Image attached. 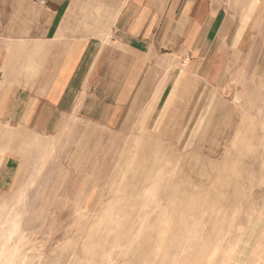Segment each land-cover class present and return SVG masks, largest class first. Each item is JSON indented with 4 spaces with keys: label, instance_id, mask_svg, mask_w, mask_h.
Listing matches in <instances>:
<instances>
[{
    "label": "rangeland",
    "instance_id": "rangeland-1",
    "mask_svg": "<svg viewBox=\"0 0 264 264\" xmlns=\"http://www.w3.org/2000/svg\"><path fill=\"white\" fill-rule=\"evenodd\" d=\"M235 3L248 43L151 117L0 116V264H264V0Z\"/></svg>",
    "mask_w": 264,
    "mask_h": 264
},
{
    "label": "crops",
    "instance_id": "crops-1",
    "mask_svg": "<svg viewBox=\"0 0 264 264\" xmlns=\"http://www.w3.org/2000/svg\"><path fill=\"white\" fill-rule=\"evenodd\" d=\"M243 18L235 0H0V116L151 117L178 77L221 79L225 55L248 43Z\"/></svg>",
    "mask_w": 264,
    "mask_h": 264
},
{
    "label": "built area",
    "instance_id": "built-area-1",
    "mask_svg": "<svg viewBox=\"0 0 264 264\" xmlns=\"http://www.w3.org/2000/svg\"><path fill=\"white\" fill-rule=\"evenodd\" d=\"M35 2L43 3V0H34Z\"/></svg>",
    "mask_w": 264,
    "mask_h": 264
}]
</instances>
